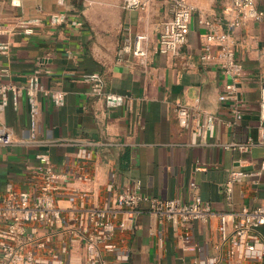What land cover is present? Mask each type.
I'll use <instances>...</instances> for the list:
<instances>
[{
	"label": "crops",
	"instance_id": "obj_1",
	"mask_svg": "<svg viewBox=\"0 0 264 264\" xmlns=\"http://www.w3.org/2000/svg\"><path fill=\"white\" fill-rule=\"evenodd\" d=\"M0 0V26L13 27L19 20L40 18L33 34L0 33V42L9 43L7 54H0V69L9 77L1 81L22 84L26 75L37 72L50 90L65 92L64 105L56 108L38 95L39 115L35 129L39 146L29 141L30 124L25 98L17 110L10 104L1 121L9 127L14 143L0 147V194L6 184L26 190L27 167L37 164L35 154L46 151L54 167L65 175L58 206L68 207L66 193L89 191L102 205L109 196L140 181L141 193L151 198H181L188 201L194 192L212 204L213 211L238 212L253 209L264 201V171L233 185L226 199L225 183L233 168L258 171L264 164V151L255 144L249 151L225 149L229 144L256 142L264 125L259 108V87L264 81V20L248 21L232 34L235 58L243 65L235 103H219L218 95L226 79L216 63L200 60L207 27L203 20L217 21L226 31L232 18L230 0H187L194 13L186 42L175 56L152 52L141 61L134 57L117 60V49L127 37L143 35L150 51L157 42L162 24L172 16L173 0H144L140 10L126 11L123 0ZM264 12V0H254ZM63 12L77 17L81 26L69 22L52 27L47 15ZM99 73L104 92L120 94L123 105L107 108L101 97L90 95L83 73ZM191 107L197 116L216 118L212 135L192 138L176 120L175 106ZM241 112L234 122L231 111ZM85 149L87 157H78ZM113 190L108 191V184ZM157 219L143 202L128 228L117 231L114 242L129 251L125 264H202L213 256L218 220L194 222L190 245L180 229L163 225L162 239ZM264 238V227L259 229ZM84 250L75 244L70 264H82ZM112 257H107L109 260ZM264 264V259L257 263Z\"/></svg>",
	"mask_w": 264,
	"mask_h": 264
},
{
	"label": "built area",
	"instance_id": "obj_2",
	"mask_svg": "<svg viewBox=\"0 0 264 264\" xmlns=\"http://www.w3.org/2000/svg\"><path fill=\"white\" fill-rule=\"evenodd\" d=\"M227 9L232 18L227 21L226 31L219 30L217 21L203 20L207 27L204 35L203 50L200 60L216 63L221 75L226 79L218 95L219 103H235L237 100L238 83L243 77V65L235 58L232 46V34L248 21H263L264 12L257 9L254 0H230ZM11 5H17L10 0ZM62 5L63 0H57ZM144 0H123L122 8L126 11L140 10ZM187 0L172 1V16L161 27L157 44L148 50L146 37L127 36L119 45L117 60L125 57L138 58L144 61L148 53L159 55L178 54L187 40L190 19L194 13ZM46 20L52 27L69 22L73 27L81 26L77 17L69 18L63 12L47 15ZM40 18L19 20L13 27H1L0 33H21L29 36L42 24ZM9 51V43L0 42V54ZM7 69H0V78L9 77ZM83 83L90 88V95L101 97L107 108H116L124 103L120 94L104 92L103 80L99 73H83ZM50 100L54 107L64 105L65 92L50 90L45 87L37 72L26 75L22 84L0 80V147H8L14 143L12 131L2 121L4 110L11 104L18 108L21 98L26 99L29 113V141L39 146L35 129L39 115L37 96ZM259 108L264 115V81L259 87ZM175 115L178 126L189 131L193 140L203 139L212 135L216 118L211 114L197 116L195 111L186 105L176 104ZM234 122L242 115L236 108L231 111ZM255 144L264 151V125L261 127L256 142L248 139L245 144L225 145V149L249 151ZM78 157H87L85 149H80ZM37 164L27 167L26 190H15L8 182L4 193L0 194V264H70L69 253L73 245L83 247L82 264H125L129 259V251L118 246L113 238L117 231L128 228L134 213L139 211L143 202L148 203L149 213L160 224L156 236L162 239L163 225L169 223L180 229L186 246L190 245L192 225L194 222H208L212 216L218 220L217 241L213 245L215 254L202 264H257L264 259V238L259 229L264 227V201L253 209L242 208L238 212L213 211L212 204L203 200L194 192L195 184L189 183L192 191L188 201L181 198H151L141 193L140 181L133 182L129 187L109 196L108 200L99 205L89 191H71L66 193L68 207L58 206L61 194V182L65 175L53 165L46 151L35 154ZM264 164L258 171L248 172L238 168L229 171L225 183L226 199L230 198L233 185L244 183L247 178L261 175ZM113 184L107 186L109 192ZM107 257H112L109 260Z\"/></svg>",
	"mask_w": 264,
	"mask_h": 264
}]
</instances>
